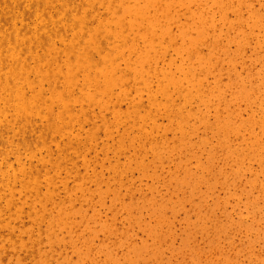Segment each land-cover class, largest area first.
I'll return each instance as SVG.
<instances>
[{
  "label": "rangeland",
  "instance_id": "374dc122",
  "mask_svg": "<svg viewBox=\"0 0 264 264\" xmlns=\"http://www.w3.org/2000/svg\"><path fill=\"white\" fill-rule=\"evenodd\" d=\"M0 264H264V0H0Z\"/></svg>",
  "mask_w": 264,
  "mask_h": 264
}]
</instances>
